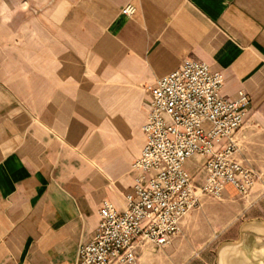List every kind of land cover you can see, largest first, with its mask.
Returning <instances> with one entry per match:
<instances>
[{
    "label": "crops",
    "instance_id": "crops-1",
    "mask_svg": "<svg viewBox=\"0 0 264 264\" xmlns=\"http://www.w3.org/2000/svg\"><path fill=\"white\" fill-rule=\"evenodd\" d=\"M185 60L249 94L237 158L264 178V0H0V264H76L132 191L149 87Z\"/></svg>",
    "mask_w": 264,
    "mask_h": 264
},
{
    "label": "built area",
    "instance_id": "built-area-1",
    "mask_svg": "<svg viewBox=\"0 0 264 264\" xmlns=\"http://www.w3.org/2000/svg\"><path fill=\"white\" fill-rule=\"evenodd\" d=\"M135 10L128 6L123 14ZM224 83L221 71L185 60L149 87L146 143L132 166V191L124 208L103 201L99 227L92 239L80 244L76 264H140L139 245L170 246L203 197L221 198L228 186L247 196L261 185L264 193L263 176L237 158V134L251 97L243 90L224 97ZM196 157L203 159L201 185L187 168Z\"/></svg>",
    "mask_w": 264,
    "mask_h": 264
},
{
    "label": "rangeland",
    "instance_id": "rangeland-1",
    "mask_svg": "<svg viewBox=\"0 0 264 264\" xmlns=\"http://www.w3.org/2000/svg\"><path fill=\"white\" fill-rule=\"evenodd\" d=\"M258 188L247 196L237 192L233 197H203L170 246L151 248L149 264H221L223 248L240 250L247 237H252L253 251L262 254L259 261H264V193ZM254 252L250 264L259 263Z\"/></svg>",
    "mask_w": 264,
    "mask_h": 264
},
{
    "label": "water",
    "instance_id": "water-1",
    "mask_svg": "<svg viewBox=\"0 0 264 264\" xmlns=\"http://www.w3.org/2000/svg\"><path fill=\"white\" fill-rule=\"evenodd\" d=\"M246 243L244 244L245 246L242 249H238L237 247L233 246H227L224 247L220 256H221V264H250L249 257L252 256L250 253H253V244L252 242V237H247L245 240ZM236 251V253H233ZM238 251V253H237ZM253 256H256L258 258V264H264V261H259L261 258L262 254L255 253Z\"/></svg>",
    "mask_w": 264,
    "mask_h": 264
}]
</instances>
